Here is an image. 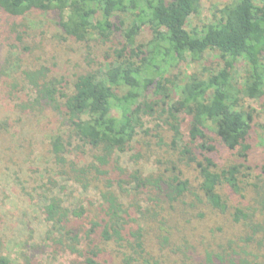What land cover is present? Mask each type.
Segmentation results:
<instances>
[{"label":"trees","instance_id":"16d2710c","mask_svg":"<svg viewBox=\"0 0 264 264\" xmlns=\"http://www.w3.org/2000/svg\"><path fill=\"white\" fill-rule=\"evenodd\" d=\"M200 5L201 0H0V13L7 18L1 32L7 49L0 66L5 102L27 110L24 104L16 105L25 92L33 97L29 105L46 108L63 120L66 137L54 135L49 140V155L59 170L55 177L82 193L90 192L92 182L96 185V206L91 204L90 209L80 199L65 200V189H56L58 182L50 178L48 190L41 191V215L47 226L42 242L82 260L71 264H107L100 256L110 246L120 264H149L140 224L149 210L140 197L162 193V185L170 201L190 196L220 215L230 210L232 222L247 227L246 236L264 228L253 222L255 212L264 222V190L248 208L228 207L220 192L223 188L243 201L246 183L264 182V164L253 177L259 166L250 165L253 115L241 106V98L257 102L264 97V0H232L215 9L200 30H188ZM33 15L53 17L64 40L101 45L116 40L110 62L76 75L64 92L62 80L49 77L46 68L22 63L29 51L26 19ZM142 33L146 40L138 43ZM186 62L198 71L178 73V66ZM240 68L243 77L238 85ZM156 114V121L159 118L171 134L181 163L195 174L193 192L179 169L172 168L162 180V171L146 173L120 165V157L143 134L144 118ZM182 124L191 143L183 140ZM0 132L9 134L7 124L0 125ZM72 141L93 151L90 164L69 159ZM219 150L231 157V163L221 168L216 163ZM19 178L10 176L6 184L10 191H15ZM93 206L94 220L84 227V216ZM73 221L79 228L72 226ZM167 243L168 237H163L159 246ZM4 245L0 240V252ZM243 252L231 250L227 261L219 255L214 258L221 264H257L256 258L245 261ZM259 259L264 264V248ZM0 264L11 262L0 254Z\"/></svg>","mask_w":264,"mask_h":264},{"label":"rangeland","instance_id":"374dc122","mask_svg":"<svg viewBox=\"0 0 264 264\" xmlns=\"http://www.w3.org/2000/svg\"><path fill=\"white\" fill-rule=\"evenodd\" d=\"M230 1L232 0H201L199 11L191 18L187 29L200 30L202 25L212 20L215 9ZM6 19L5 15L0 13V66L7 49L5 38H1ZM26 22L30 39L26 40L29 51L23 57V65L46 68L49 77L62 80L64 92L69 91L76 75L95 71L99 66L110 62L108 57L113 51L111 49H116V40L106 45L97 42L80 43L69 38L64 40L51 16L33 15L27 18ZM146 37V34L142 33L137 42L144 43ZM241 69L237 70L235 77L238 85H241L243 77ZM196 71V66L187 62L177 69L178 73L188 75ZM6 93L4 83H0V123L7 124L9 129V134L0 132V240L5 243L0 254L6 256L11 264H71L75 260L80 261V258L42 242L47 226L45 227L41 215V191L48 190L47 179L50 178L58 182L60 187L56 189H65V200L76 203L80 199V204L90 209L91 204L96 206V185L92 182L90 192L82 193L70 187V184L63 182L61 178L55 177L59 170L50 158L49 140L54 135L62 134L66 137V130L61 127L64 121L46 108L29 105L28 101L31 102L33 97L25 92L19 95L16 105L24 104L27 110L9 106L5 102ZM241 104L243 111L253 115V150L250 165H259L257 172L253 174V177H256L264 164V97L257 102L241 98ZM156 117L157 114L144 118L143 134L139 133L127 155L120 157V165H132L146 173L162 171V180L170 176L172 168L179 169L183 171L182 180L190 181V189L193 192L196 186L195 174L181 163L179 152L171 144V134L159 118L156 121ZM181 130L184 142L191 143L186 125L182 124ZM71 143L69 159L80 165L90 164L93 151L87 146H81L77 141ZM216 163L221 168L231 163V157L227 152L219 150ZM160 164L161 167L158 166ZM11 175L21 177L15 191H10L6 186ZM245 185L243 201L233 197L225 189H220L228 207L248 208L253 205V201H259L258 197L263 195L264 182L251 180ZM252 187L258 189L254 190ZM21 188L24 191H21ZM165 189L162 185V193L149 192L145 195L147 197H140L144 203L143 207L149 210L140 222L144 235V255L146 254L145 259L149 260V264H221L214 256L219 255L227 261L231 250L244 251L242 254L247 255L244 260L248 263L255 258L257 264L263 262L259 258L263 255L264 228L256 235L246 236L247 227L233 223L230 210L220 215L190 196L176 200L177 202L170 201ZM94 206L84 216V227H88V222L94 220ZM258 217L255 212L253 222L263 227L264 222ZM134 218L138 219L137 216ZM72 226L79 228L77 221H73ZM132 226L136 227L135 224ZM163 237H168V243L161 248L159 241ZM245 237H249L250 242H244ZM208 255L211 256L210 259ZM100 258L107 261V264H120V259L111 246ZM233 264L238 263L234 261Z\"/></svg>","mask_w":264,"mask_h":264}]
</instances>
